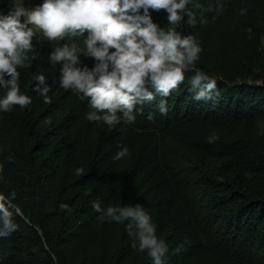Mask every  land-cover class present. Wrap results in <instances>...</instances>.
<instances>
[{
	"label": "trees",
	"instance_id": "1",
	"mask_svg": "<svg viewBox=\"0 0 264 264\" xmlns=\"http://www.w3.org/2000/svg\"><path fill=\"white\" fill-rule=\"evenodd\" d=\"M224 3L218 16L204 13L206 24L185 18L180 29L203 45L196 65L215 76L218 94L194 99L188 72L168 113L152 120L159 96L132 123L89 121L87 98L59 85L51 46L34 40L39 55L21 69L32 103L0 113V192H16L19 225L0 237V264H152L132 247L126 221L97 219L96 200L142 203L169 245L168 264H264V0ZM154 19L167 26L163 10ZM33 71L48 75L51 103L33 91ZM123 145L130 155L114 159Z\"/></svg>",
	"mask_w": 264,
	"mask_h": 264
},
{
	"label": "clouds",
	"instance_id": "2",
	"mask_svg": "<svg viewBox=\"0 0 264 264\" xmlns=\"http://www.w3.org/2000/svg\"><path fill=\"white\" fill-rule=\"evenodd\" d=\"M9 4L7 10L0 8V113L32 103L33 97L21 87V69L31 66L39 55L34 40H45L51 46L48 60L58 68L59 85L87 98L90 110L86 118L109 127L121 120L134 122L137 113L145 111L143 105L157 96L156 110L149 111L147 118L154 119L157 111L166 115L168 98L179 90L188 72H193L189 91L194 99H212L218 94L215 76L196 65L203 45L195 33L180 29L185 18L193 25L206 24L204 13L215 11L218 16L224 10V0L207 5L200 0H9ZM194 9L201 10L199 20ZM162 10L167 26L154 19V13ZM239 12L244 15L248 8ZM31 78L36 82L33 91L51 103L48 75L33 71ZM217 138L210 135L208 140ZM127 155L130 149L123 145L113 158ZM85 171L83 166L75 168L77 175ZM3 172L4 162L0 160ZM15 196L14 190L0 192V237L11 235L19 226L14 219ZM92 203L98 220L127 222L132 247L147 251L152 264H168L169 245L157 235L152 214L142 203L107 207L99 200ZM59 206L71 207L63 201ZM3 258L0 255V260Z\"/></svg>",
	"mask_w": 264,
	"mask_h": 264
},
{
	"label": "rangeland",
	"instance_id": "3",
	"mask_svg": "<svg viewBox=\"0 0 264 264\" xmlns=\"http://www.w3.org/2000/svg\"><path fill=\"white\" fill-rule=\"evenodd\" d=\"M39 2V0H33V3Z\"/></svg>",
	"mask_w": 264,
	"mask_h": 264
},
{
	"label": "water",
	"instance_id": "4",
	"mask_svg": "<svg viewBox=\"0 0 264 264\" xmlns=\"http://www.w3.org/2000/svg\"><path fill=\"white\" fill-rule=\"evenodd\" d=\"M20 212V211H19Z\"/></svg>",
	"mask_w": 264,
	"mask_h": 264
}]
</instances>
